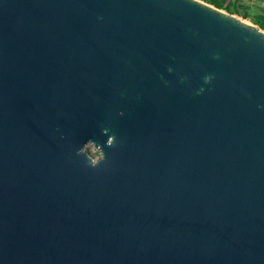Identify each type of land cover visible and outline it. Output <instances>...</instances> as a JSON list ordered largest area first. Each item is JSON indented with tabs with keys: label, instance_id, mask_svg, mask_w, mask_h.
Segmentation results:
<instances>
[{
	"label": "water",
	"instance_id": "water-1",
	"mask_svg": "<svg viewBox=\"0 0 264 264\" xmlns=\"http://www.w3.org/2000/svg\"><path fill=\"white\" fill-rule=\"evenodd\" d=\"M0 264H264V30L0 0Z\"/></svg>",
	"mask_w": 264,
	"mask_h": 264
},
{
	"label": "crops",
	"instance_id": "crops-1",
	"mask_svg": "<svg viewBox=\"0 0 264 264\" xmlns=\"http://www.w3.org/2000/svg\"><path fill=\"white\" fill-rule=\"evenodd\" d=\"M235 0H216L217 3L232 4ZM246 7L247 17L255 24L264 21V0H239ZM232 2V3H231ZM259 26V25H258Z\"/></svg>",
	"mask_w": 264,
	"mask_h": 264
},
{
	"label": "rangeland",
	"instance_id": "rangeland-1",
	"mask_svg": "<svg viewBox=\"0 0 264 264\" xmlns=\"http://www.w3.org/2000/svg\"><path fill=\"white\" fill-rule=\"evenodd\" d=\"M208 3H210L209 1H206ZM233 2V3H232ZM231 3L232 4H224V3H217L216 0H215V4H218L220 6V8L226 10V11H229L233 14H236L237 16L241 17V18H244L248 21H251L253 22L251 19H249L248 17H243L241 11H242V8L239 7V5L241 4V2L239 0H235V1H232ZM212 4V3H211ZM213 4V5H215ZM216 5V6H218ZM263 23H259L258 27L262 30H264V21H262ZM85 149L87 150V152L89 153L90 156L96 158L98 157L99 155V151L93 147V145L91 143H88L85 145Z\"/></svg>",
	"mask_w": 264,
	"mask_h": 264
},
{
	"label": "trees",
	"instance_id": "trees-1",
	"mask_svg": "<svg viewBox=\"0 0 264 264\" xmlns=\"http://www.w3.org/2000/svg\"><path fill=\"white\" fill-rule=\"evenodd\" d=\"M204 1H209L212 4H215V0H204ZM215 5H218V4H215ZM218 7H220V6L218 5ZM239 7L242 8L241 13H242L243 17H247L246 7L243 6L242 4H240Z\"/></svg>",
	"mask_w": 264,
	"mask_h": 264
},
{
	"label": "clouds",
	"instance_id": "clouds-1",
	"mask_svg": "<svg viewBox=\"0 0 264 264\" xmlns=\"http://www.w3.org/2000/svg\"><path fill=\"white\" fill-rule=\"evenodd\" d=\"M210 79V78H209Z\"/></svg>",
	"mask_w": 264,
	"mask_h": 264
}]
</instances>
